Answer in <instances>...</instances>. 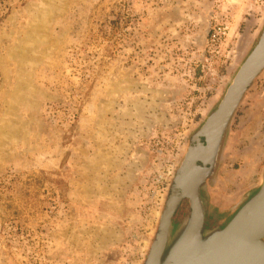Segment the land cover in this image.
Segmentation results:
<instances>
[{
	"label": "rangeland",
	"instance_id": "obj_1",
	"mask_svg": "<svg viewBox=\"0 0 264 264\" xmlns=\"http://www.w3.org/2000/svg\"><path fill=\"white\" fill-rule=\"evenodd\" d=\"M263 28L264 0H0V264H144ZM221 147L211 227L263 184L264 72Z\"/></svg>",
	"mask_w": 264,
	"mask_h": 264
},
{
	"label": "water",
	"instance_id": "obj_2",
	"mask_svg": "<svg viewBox=\"0 0 264 264\" xmlns=\"http://www.w3.org/2000/svg\"><path fill=\"white\" fill-rule=\"evenodd\" d=\"M263 72L264 28L218 107L195 135L197 145L188 149L177 173L144 264H264V181L227 221L213 227L208 201L200 194L215 173L230 122ZM184 200L189 201L190 215L176 224L174 215Z\"/></svg>",
	"mask_w": 264,
	"mask_h": 264
},
{
	"label": "flooded vegetation",
	"instance_id": "obj_3",
	"mask_svg": "<svg viewBox=\"0 0 264 264\" xmlns=\"http://www.w3.org/2000/svg\"><path fill=\"white\" fill-rule=\"evenodd\" d=\"M201 143H202V144H205V139H204V138L201 139ZM196 145H197V143H195V141H192L191 146L195 147ZM221 151H222V147H221ZM221 151H220V152H221ZM219 155H220V153H219ZM218 159H219V158H218ZM198 165L202 166V163H198ZM217 167H218V163H217V166H216V169H215V173H214V175H213L212 177H210V178L204 183V185L202 186V188H201V192H200L201 196H203L202 190H203V188L205 187L206 183H208V182H209V181L215 176V174H216V172H217ZM173 186H174V184H173ZM172 188H173V187H172ZM171 195H172V190H171V193H170V197H171ZM170 197H169V199H170ZM203 197H204V196H203ZM204 198H205V197H204ZM183 209H185V210L183 211ZM190 211H191V209H190L189 201H188V200H184V201H182V202L180 203V205H179V207H178V209H177L175 215H174V223H182V222L185 220V218L188 217V216L190 215Z\"/></svg>",
	"mask_w": 264,
	"mask_h": 264
},
{
	"label": "built area",
	"instance_id": "obj_4",
	"mask_svg": "<svg viewBox=\"0 0 264 264\" xmlns=\"http://www.w3.org/2000/svg\"><path fill=\"white\" fill-rule=\"evenodd\" d=\"M218 34H220L219 31H215V33H214L213 36H214V37H217Z\"/></svg>",
	"mask_w": 264,
	"mask_h": 264
},
{
	"label": "crops",
	"instance_id": "obj_5",
	"mask_svg": "<svg viewBox=\"0 0 264 264\" xmlns=\"http://www.w3.org/2000/svg\"><path fill=\"white\" fill-rule=\"evenodd\" d=\"M0 47H2V43L0 44ZM0 54H3V52L2 51H0ZM5 71H6V69H4Z\"/></svg>",
	"mask_w": 264,
	"mask_h": 264
}]
</instances>
